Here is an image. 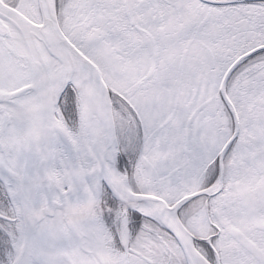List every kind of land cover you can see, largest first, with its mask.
Returning <instances> with one entry per match:
<instances>
[{
  "label": "snow or ice",
  "instance_id": "6c2138e0",
  "mask_svg": "<svg viewBox=\"0 0 264 264\" xmlns=\"http://www.w3.org/2000/svg\"><path fill=\"white\" fill-rule=\"evenodd\" d=\"M0 264H264V0H0Z\"/></svg>",
  "mask_w": 264,
  "mask_h": 264
}]
</instances>
